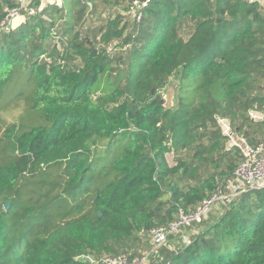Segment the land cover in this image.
<instances>
[{
	"label": "trees",
	"instance_id": "1",
	"mask_svg": "<svg viewBox=\"0 0 264 264\" xmlns=\"http://www.w3.org/2000/svg\"><path fill=\"white\" fill-rule=\"evenodd\" d=\"M132 1L100 0L121 12L83 31L98 0H32L35 15L0 31V264L140 256L153 228L233 178L241 150L218 119L249 146L264 141L250 116L264 114V9L150 0L137 21ZM11 6L0 0V22ZM214 213L149 264H264V189Z\"/></svg>",
	"mask_w": 264,
	"mask_h": 264
},
{
	"label": "built area",
	"instance_id": "2",
	"mask_svg": "<svg viewBox=\"0 0 264 264\" xmlns=\"http://www.w3.org/2000/svg\"><path fill=\"white\" fill-rule=\"evenodd\" d=\"M12 6L5 10V16L0 22V31L10 33L15 30L22 20V12L27 11L30 15H35L37 9L28 6L32 0H8ZM249 4H257L264 9V0H244ZM41 5L47 3V0H40ZM150 0H134L130 5V14L139 21L142 17L141 11ZM49 3V2H48ZM250 116L253 120L264 119V114L252 112ZM222 121V133L232 142L231 146H237L241 150L242 161L239 163L233 173V178L229 180L218 192L212 194L209 198L202 201L201 205L194 211H184L179 209L176 218L165 226L153 228L150 231V249L140 256H133L128 258L126 256H104L100 259V264H149L150 259L164 247L170 236H176L181 229L190 226L193 223H198L207 218L210 213L220 211L233 198L245 193L249 190H263L264 189V141L257 146H249L242 138L235 143L233 141L236 137L235 133L230 129L229 124L224 119ZM227 123V124H226ZM220 124V123H219ZM224 185V184H223ZM80 259H87L91 262L93 260L89 257H80Z\"/></svg>",
	"mask_w": 264,
	"mask_h": 264
},
{
	"label": "rangeland",
	"instance_id": "3",
	"mask_svg": "<svg viewBox=\"0 0 264 264\" xmlns=\"http://www.w3.org/2000/svg\"><path fill=\"white\" fill-rule=\"evenodd\" d=\"M54 1L55 2H60V0H47V2H51V3H54ZM126 5H127V3H126ZM117 12H121V7H117V9H111L110 7H105V6H103V5H101L100 4V0H98V7H97V11H96V15L97 16H95V17H93V19L92 20H94V23H98V24H92L91 22H89V23H86V25L84 26V29H83V31H85L86 29L85 28H90V30L91 29H94V28H96L97 27V25H100V24H102L103 22H104V20H105V18L104 17H108V16H112L114 13H117ZM101 16H100V15ZM90 35V34H89ZM177 80H178V77L177 76H174V77H172L171 79H170V81L168 82V85H167V87H166V89H165V91H164V95H163V97H164V99H166V96L167 95H170V107L172 106V103H173V100H172V92L174 91V93L173 94H175L176 93V89H175V87H176V85H177ZM177 104V101L176 100H174V104ZM228 122V121H227ZM219 123H220V127L223 129V124H222V121H219ZM227 124V123H226ZM235 139L233 140V141H235V143L236 142H238L239 141V139L237 138V137H234ZM231 141L228 139L227 140V145L228 146H231ZM185 158V157H184ZM167 160H168V162H170V163H172L173 162V160H174V156L173 155H168L167 156ZM47 171H46V173H43L42 175H44V174H50L51 172H52V167L51 166H49V167H46L45 168ZM38 180H40L39 178H38ZM10 207V206H9ZM9 210V209H8ZM209 216H211V217H209ZM209 216L207 217V218H205L206 220H211V221H214V219H215V217L213 216V213H210L209 214ZM217 216H219V214L217 215ZM254 216H255V213H254ZM254 216H252V217H254ZM209 218V219H208ZM205 219H203V220H205ZM20 240V239H19ZM16 244V243H15ZM26 247V241L25 240H21V251H24V248ZM18 248V245L16 244L15 245V247H13V250L15 251L16 249Z\"/></svg>",
	"mask_w": 264,
	"mask_h": 264
},
{
	"label": "water",
	"instance_id": "4",
	"mask_svg": "<svg viewBox=\"0 0 264 264\" xmlns=\"http://www.w3.org/2000/svg\"><path fill=\"white\" fill-rule=\"evenodd\" d=\"M144 1H145V0H141V2H144ZM94 52H95V51H94ZM170 100H171V99H170V95H167V96H166V99H165V105H164L166 108H170V105H169V104H170ZM8 208H9V204H8V203H5V204H4V209H5V211L8 210Z\"/></svg>",
	"mask_w": 264,
	"mask_h": 264
},
{
	"label": "crops",
	"instance_id": "5",
	"mask_svg": "<svg viewBox=\"0 0 264 264\" xmlns=\"http://www.w3.org/2000/svg\"><path fill=\"white\" fill-rule=\"evenodd\" d=\"M172 100H173V96H172ZM172 104H173V103H172ZM235 135H236V134H235ZM236 137L239 139V137H238L237 135H236ZM215 212H216V211H215ZM217 215H218L217 213H214L213 216H214V217H217Z\"/></svg>",
	"mask_w": 264,
	"mask_h": 264
}]
</instances>
